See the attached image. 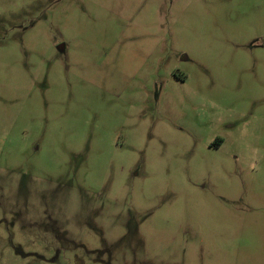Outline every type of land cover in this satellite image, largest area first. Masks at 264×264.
Listing matches in <instances>:
<instances>
[{"label": "rangeland", "instance_id": "rangeland-1", "mask_svg": "<svg viewBox=\"0 0 264 264\" xmlns=\"http://www.w3.org/2000/svg\"><path fill=\"white\" fill-rule=\"evenodd\" d=\"M0 264H264V0H0Z\"/></svg>", "mask_w": 264, "mask_h": 264}, {"label": "water", "instance_id": "water-1", "mask_svg": "<svg viewBox=\"0 0 264 264\" xmlns=\"http://www.w3.org/2000/svg\"><path fill=\"white\" fill-rule=\"evenodd\" d=\"M58 48L60 51H63L65 49V44H60Z\"/></svg>", "mask_w": 264, "mask_h": 264}, {"label": "flooded vegetation", "instance_id": "flooded-vegetation-1", "mask_svg": "<svg viewBox=\"0 0 264 264\" xmlns=\"http://www.w3.org/2000/svg\"><path fill=\"white\" fill-rule=\"evenodd\" d=\"M59 47V46H58ZM59 49V48H58ZM60 51V50H59ZM66 51V47H65V49L63 50V51H60V52H65Z\"/></svg>", "mask_w": 264, "mask_h": 264}]
</instances>
